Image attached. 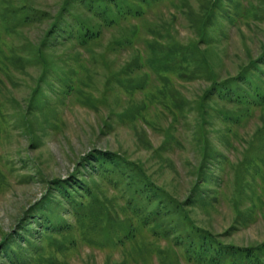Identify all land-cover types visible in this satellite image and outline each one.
I'll return each instance as SVG.
<instances>
[{
    "label": "rangeland",
    "instance_id": "obj_1",
    "mask_svg": "<svg viewBox=\"0 0 264 264\" xmlns=\"http://www.w3.org/2000/svg\"><path fill=\"white\" fill-rule=\"evenodd\" d=\"M61 1L0 0V264H264V0Z\"/></svg>",
    "mask_w": 264,
    "mask_h": 264
},
{
    "label": "trees",
    "instance_id": "obj_2",
    "mask_svg": "<svg viewBox=\"0 0 264 264\" xmlns=\"http://www.w3.org/2000/svg\"><path fill=\"white\" fill-rule=\"evenodd\" d=\"M31 1V0H30ZM144 1V0H143ZM146 1V0H145ZM144 1V2H145ZM212 1L213 0H209V2H208V6H207V9L206 10H203V6H202V8H200V10H199V12H196V11H194V9H192L191 11L190 10H188L187 12V14L189 15L188 17H189V19H190V21H192L194 24L195 23H197L198 21V25H197V31L198 32H200L199 33V35H201V38H203V37H205V34H206V30H207V27L209 26V24H210V20H211V18H212V16H213V10H214V8L215 7H213V5H212ZM60 3H62V5H64L65 4V0H62ZM69 9V8H68ZM29 10V9H28ZM40 11H42V10H40ZM31 12V14H33V12L34 11H30ZM36 12H39V11H36ZM40 13V12H39ZM139 13H140V10H139ZM58 14L60 15V16H62V13L59 11L58 12ZM96 15V19L98 20L100 17H101V14L100 13H96L95 14ZM54 16H56L55 14H54ZM29 16H27V18H28ZM52 18V17H51ZM50 18V23H49V25H48V31H49V34H50V32H53V35H55V36H59L60 38L62 37L63 38V34H64V31H63V29H61L62 28V26L64 25V24H66L67 23V18H64V24L62 23L63 21H62V19H60V17H57V18H52L51 19ZM110 24V23H109ZM193 26V25H192ZM89 30H93V28H90ZM137 32V30H134L133 32H132V34H135ZM100 35L101 33H102V29L100 28L97 32H94L93 33V36L95 35H98V34ZM46 36V35H45ZM44 36V39H43V41H44V43L47 41V37H45ZM132 36V35H131ZM94 38H96V37H94ZM201 38H199V40L201 39ZM83 39H84V41L85 40H88V38L87 37H83ZM49 40V39H48ZM53 40L54 39H52V42H49V41H47L46 42V46H44V44H43V41H42V39H41V43H40V45L39 46H37V50L38 51H41L42 49H44V47L45 48H47V47H51L52 49H54V51L55 50H57V47H56V45L54 46V44L55 43H53ZM198 40V41H199ZM201 42V41H200ZM82 44H84V42H83V40H82V42H81ZM43 44V45H42ZM47 44H49L48 46H47ZM194 44H196V43H194ZM197 45V44H196ZM202 54V53H201ZM53 56V55H52ZM55 58V57H54ZM251 63L253 62V59H251V61H250ZM49 62H48V60L46 59V61H45V66L48 64ZM247 65L248 66H245V67H249L250 65L247 63ZM118 156V155H117ZM114 157V156H113ZM97 160H99V159H97ZM106 161H109L111 164L110 165H107L109 168L112 166V165H114V163H116V162H122V163H126V161L125 160H123V158H118V157H114V159H111V158H107V160ZM105 161V162H106ZM89 162H91V160L89 161ZM123 170V172H125V173H129L130 174V177H127V174H125V176H126V179L128 180V179H131V181H135L137 184H135L134 186H136L135 188H137V189H139V188H142V190H143V192L147 195V196H149L150 194L153 196V199H155V196H158L159 194H162L161 192L162 191H164V190H166V189H164L163 188V186H161V185H159L158 184V182H156L155 181V179L152 177V176H150L147 172H145V168L142 166V165H140V163L138 164V166H135V165H132V164H128V169H122ZM126 170H128V171H126ZM115 172L116 173H118V172H120V169H117V168H115ZM115 173V174H116ZM132 173H134V174H132ZM147 173V174H146ZM117 177L118 178H120L121 179V185H124V184H126V180H125V178H124V176H122V174H120V175H117V176H115L114 175V177L112 178V182H113V184H115L116 185V182L115 181H117L118 179H117ZM83 179L81 178V176L80 175H73L70 179H68L67 181H63V180H59V182H58V184H56V185H54V186H51V189H52V193H55V191H60V196H61V200H65V197H62V196H64L63 194H62V192H61V187H65V189L67 190L66 192H69V193H71L72 191H77L78 193H80L82 196H84L85 194H86V190L84 189V187H83ZM68 182V183H67ZM128 185V184H127ZM141 186V187H140ZM90 189H91V187H90ZM167 193L168 194H170V195H172L171 193H169L168 191H167ZM173 196V195H172ZM165 199H167L166 198V196H165ZM49 200L50 201H54V195L53 194H51V196H50V198H49ZM158 200H160V199H158ZM155 202V200L153 201V203ZM151 205H153L154 206V204H151ZM233 225V224H232ZM231 225V226H232ZM230 226V227H231Z\"/></svg>",
    "mask_w": 264,
    "mask_h": 264
}]
</instances>
